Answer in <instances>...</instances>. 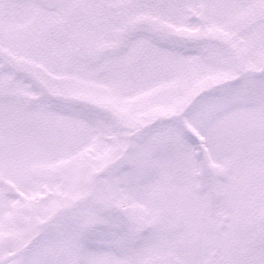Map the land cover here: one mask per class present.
<instances>
[{
  "label": "snow or ice",
  "instance_id": "1",
  "mask_svg": "<svg viewBox=\"0 0 264 264\" xmlns=\"http://www.w3.org/2000/svg\"><path fill=\"white\" fill-rule=\"evenodd\" d=\"M0 264H264V0H0Z\"/></svg>",
  "mask_w": 264,
  "mask_h": 264
}]
</instances>
